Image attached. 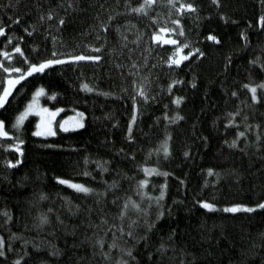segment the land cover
Returning a JSON list of instances; mask_svg holds the SVG:
<instances>
[{"label":"trees","instance_id":"16d2710c","mask_svg":"<svg viewBox=\"0 0 264 264\" xmlns=\"http://www.w3.org/2000/svg\"><path fill=\"white\" fill-rule=\"evenodd\" d=\"M143 2L77 0V7L58 8V15L66 16L65 23L56 27V17L45 22L38 17L59 0H0V26H7L0 34V49L13 58L7 60L0 53V63L26 71L24 56L33 63L42 58L61 61L63 56L81 53L101 57L99 61L63 60L31 73L0 105V120L11 133L0 136V238L6 252L0 264H14L17 259L20 264H116L118 258L129 264H264V209L226 210L234 203L252 205L264 200V89L258 87L261 99L251 101V92L242 87L264 81L260 64L249 63L257 56L264 62V21L258 19L264 15V0H220L218 6L212 0H184L198 8L179 14L167 0H155L146 12L126 10ZM17 15L21 20L13 23ZM176 19L180 25L173 23ZM101 22L109 28H100ZM117 25L127 36L123 44ZM161 26L176 29L164 34L171 35L176 45L151 39ZM242 31L247 40L241 37ZM209 33L218 41L206 39ZM16 43L24 56L12 51ZM179 44H185L184 54L195 47L204 55L193 52L180 65L163 62ZM113 47L117 51L123 48L119 56L108 51ZM128 49H133L131 59L140 65L136 69L139 75L133 76L128 67ZM7 75L11 74L0 68V92ZM142 77H147L146 94L153 99L138 97L134 140H128L130 97L138 96L134 87L143 83ZM173 80L177 83L169 91ZM81 83L94 90L81 88ZM37 86L45 89L40 95L42 105L61 108L66 114L83 112L82 127L39 137L34 135V116L13 127ZM176 96L184 97L178 105L173 103ZM231 112L237 115L229 117ZM164 113L168 117L179 113L181 118L169 121ZM228 118L239 123L228 125ZM237 130L245 136L237 140L236 147H230ZM166 134L167 155L162 143ZM17 139L23 140L19 145L22 152L7 146L16 145ZM17 159L19 164L5 163ZM143 166L158 171L146 174ZM58 176L94 191L73 189L58 181ZM140 179H147L148 184L138 191ZM113 181L115 185L109 187ZM161 185H165L164 196L157 204ZM141 193L150 194L152 202ZM126 196L148 209L147 220L131 206L126 217H118ZM199 200L217 207L205 209ZM161 211L163 215L157 218ZM41 214L48 216V223L40 225ZM100 215L126 231L129 218L139 217L135 239L125 231L124 238L117 240L120 247L110 250L109 259L94 244L96 235H102L104 250H108L113 239L112 229L105 233L92 226L102 223ZM120 236L117 231L116 237ZM127 247L132 249V258L121 251Z\"/></svg>","mask_w":264,"mask_h":264},{"label":"snow or ice","instance_id":"6c2138e0","mask_svg":"<svg viewBox=\"0 0 264 264\" xmlns=\"http://www.w3.org/2000/svg\"><path fill=\"white\" fill-rule=\"evenodd\" d=\"M155 0H144L143 3L138 4L137 6L133 7H128L126 10L127 11H135V12H146L147 9L152 6L154 4ZM212 2L214 4H216L217 6L220 4V0H212ZM129 0H125V4H128ZM167 3L171 6V8L176 9L177 10V14H179L180 12H182L183 10L187 9V10H192L193 12H195L198 8V5H196L195 3L192 2H187L185 3L184 0H181V2L179 4L176 3V0H167ZM78 3L77 0H59V4L58 5H53L52 7L49 8V10L47 12H41V14L39 15L38 19L41 22H45L46 20H51L53 17H56L59 21V23L56 25V27H59V25H62L63 23H65V14H59L58 15V8L59 7H64L66 9H71L73 7H77ZM36 7L40 8V4L36 3ZM114 15V13H113ZM220 15L222 17L225 16L224 13H220ZM112 19V15L108 16V20ZM152 20H156V17H151ZM260 21H264V15H262L261 17L258 18ZM21 20L20 16H16L15 20L13 21V23L19 22ZM34 23V22H33ZM127 23V22H126ZM174 24L176 25H180L181 21L180 19H176L174 22ZM52 25H49V27H51ZM6 27L7 26H0V34H4L6 32ZM100 28L103 29H108L109 25L106 22H101L100 23ZM25 32H28L30 35L31 33L29 32V28L25 27L24 28ZM116 31H117V35H119L121 37V43L123 44L125 41H127V36H124L123 33L120 30V26L117 25L116 26ZM124 31H128V29H125ZM176 29L172 28V27H168V26H161L159 27V31H153L152 33V37L151 39L153 41H159L160 43H168V44H173L176 45L177 41L175 39H173V37L171 35H164L165 33H172L175 32ZM184 29L183 27L180 28L179 32L180 35L183 36L184 35ZM45 35H49V33L47 31H45ZM241 37L244 38L245 40H247V34L245 32H241L240 33ZM12 38L9 37V41ZM19 39H23V37H19ZM52 39L55 41L56 37L53 36ZM97 40L100 39L99 36L96 37ZM206 39L208 40H212V41H218V37L216 35H213L212 33H209L208 36L206 37ZM35 47V46H34ZM89 48L94 47L93 44H89L88 45ZM100 47H103V45H100ZM185 44H179V46L175 47L174 51L168 56L167 60L163 61L169 65L175 64V65H180L182 60H186L188 56H191L193 52H199L200 56H203L204 53L201 52L199 49L193 47L192 50L190 52H187L186 54H184L182 52V49H184ZM97 51H99V48L96 49ZM13 52L19 53L21 56H24V52L21 48L20 43H16L15 47L12 49ZM108 51L110 53H115L117 56H119L121 54V52L123 51V48H121L119 51H117L116 48H109ZM133 52V49H128V54H129V59L131 60V63L128 64V67L133 69L132 71V75L136 76L139 75V73L136 71V69L140 68V65L137 63V61L135 59H131V54ZM0 53H2L3 57L6 58L7 60H12V56L9 55V53L7 51H4L3 49H0ZM58 55V53L53 52V56ZM101 59V57L99 55H84L83 53H81L80 55H66L63 56L61 61H58L56 59L53 58H42L39 60L38 63H33L30 60H28L27 56H24V60L25 63L28 65L27 66V70L24 71L22 68L17 67V68H13L11 66H6L3 63H0V68L3 69V71L5 73L11 74V75H7L5 77V82L3 85V90L2 92H0V105H4L5 101L8 99L9 94L12 90V88L21 80H24V78L26 76H28L31 73L37 72V71H44L46 67H48L49 65H53L56 63H61L63 60H71V61H79V60H89V61H99ZM230 63V60L227 61ZM250 64H260V67L262 70H264V62H261V58L260 56H257L255 59H252L249 61ZM116 67L120 68L123 67V65L121 64H116ZM143 83L140 84L139 87H134V91L135 93L138 94L137 95H132L130 98L132 100V115L131 118L128 121V131L126 133L127 139L128 140H134V136H133V124L136 121L137 118V109H138V97L143 98L144 101H148L150 99H153V97H150L149 95H147V88L145 87V85L148 83L147 77H142ZM137 83L136 80H133V85L135 86ZM177 83V81L173 80L171 81V83L168 84V89L169 91H172V84ZM191 83L195 84V80L191 81ZM81 88L86 89L87 91H93L94 89L92 87H89L88 84L86 83H81ZM242 87L247 88L250 92H251V101H256L258 99H261L260 96H258L257 93V88H261L264 89V81H261L259 85L253 84V83H248V84H244L242 85ZM95 90H99V89H95ZM45 89L42 86H37L35 88V90L31 93V98L27 101L26 105L24 106L23 110L20 111L18 113V115H16L15 117V124L13 125V127L18 128L20 124L23 123L25 117L30 113V112H37L41 119L38 120L36 122V129L34 134L36 136H46V135H54L55 133L52 130V119L55 116V114L57 112H60L61 109L60 108H56V109H50L45 105H41L39 102V97L42 93H44ZM114 93H108L105 92L104 95H111ZM237 93L235 91L232 92V95L235 96ZM53 95H55L53 93ZM184 97L182 96H176L173 99V103L175 104H180L181 100H183ZM165 107H167V105H165ZM237 113L236 112H231L228 114L229 117H234L236 116ZM77 116L78 117H83L84 113L83 112H77ZM164 116L166 119H168L169 121L174 120V119H180V115L179 113H176L173 117H168L167 113H164ZM72 118L71 117H66L65 120L60 121V128L64 129L65 131H67L69 128H77L81 126V121L79 119H77L76 121H74L73 123H66V121H71ZM226 123L228 125H233V124H238V121H235L231 118L226 119ZM245 128L248 127L247 123H245L244 125ZM9 135H11L10 132L6 131L4 129V121L0 120V136L3 137H8ZM245 136V132L244 131H239L237 130L236 136L235 138H233L230 141L229 146L230 147H236L237 146V140L240 137ZM260 137L257 136V140H259ZM168 137L167 134L165 135V139L162 142L163 143V152L165 153V155L168 154L169 152V147H168ZM23 143V140L17 139L16 141V145H12V144H8V147H15L17 152H22L23 149H21L19 147L20 144ZM225 143H229V141H225ZM257 147H260L259 144H257ZM129 155H132V153H129ZM185 156L188 155L187 151L184 153ZM21 161L19 159L12 161V160H6L5 163L8 165H12L13 163L15 164H19ZM98 167H100V164L98 163L97 165ZM137 167H141V165H137ZM143 171L146 174H150L151 172L154 171H158V169H156L155 167L153 168H149L147 166H143ZM209 173L213 172V169L209 168L207 170ZM165 175H167V173H164ZM56 179L58 181H60L62 184L65 185H69L71 186L73 189L82 191L83 193H90L92 191H94L93 189H91L90 187L85 186L83 183H77L74 182L71 179H64L62 177H56ZM107 183V182H106ZM148 184V180L147 179H140L137 185V190L139 191L140 189L143 188L144 185ZM115 185V181L112 182L111 185H109V187H112ZM161 191L159 193V197L157 198V204H159V199L162 198L164 196V187L165 185H161ZM141 195H148L149 196V203H151V195L148 193H141ZM41 197L44 198V194L41 193ZM97 200H100V196H97ZM198 203L200 205H202L205 209H214L217 207L216 204L214 203H210L206 200H199ZM135 209V211L140 215V217H142L144 220L148 219V209L147 208H141L140 204L132 199L131 196H126V198L123 201L122 206L119 208V212H118V217L124 218L127 216V213L129 211V208ZM77 208H79V205L76 206ZM254 208H259V209H264V200L259 201L256 204H252V205H248V204H244V203H234L229 205L226 210H230L232 212H236L237 210L243 209L246 210L248 212L253 211ZM51 211V210H49ZM5 214H7L5 212ZM161 215H163V212H157V218H159ZM139 219L138 216L134 215L131 216L129 218V224L127 227V231L125 230V227L120 226L118 227L116 224H108V221L106 220L104 215H100L99 220L102 222L101 224L97 225V224H93V227L102 229L105 233L108 231V229H112L113 232V239L110 243H108L107 248L108 250H104V244H105V237L102 235L97 234L96 238L94 240V244L99 246L100 250H101V255L104 256L106 259L110 258V250L113 248H119L120 245L118 244L117 240L118 239H123L124 238V234L126 231V235L128 237H132L133 239H135V227L136 224L135 222ZM57 220H59V216H57ZM48 216L41 214L39 216V223L40 225H43L45 223H48ZM151 223H154V221L149 223V227L151 226ZM123 224V220H121V225ZM103 225H107V227H103ZM39 226V225H38ZM119 231L121 233V236L119 238L116 237V232ZM15 235V234H13ZM161 249H163L165 247L164 244L160 245ZM121 251L123 253H127L128 256L130 258H132V249L130 247L127 248H123L121 249ZM58 254V252L56 253ZM6 255V252L4 250V240L3 238H0V257H3ZM14 264H20V260L17 259ZM116 264H129L128 260H124L122 258H118L116 260Z\"/></svg>","mask_w":264,"mask_h":264},{"label":"rangeland","instance_id":"374dc122","mask_svg":"<svg viewBox=\"0 0 264 264\" xmlns=\"http://www.w3.org/2000/svg\"><path fill=\"white\" fill-rule=\"evenodd\" d=\"M39 102H40V97H39ZM41 104V102H40ZM42 105V104H41ZM61 109V108H60ZM77 112L78 111H74L73 113H70V114H66V113H63V109H61L60 112H57L55 114V116L53 117L52 119V130L53 132L56 134L58 133L59 131H65L64 129L60 128V121L62 120H65L66 117H71L72 120L71 121H66V123H73L74 121H76L77 119H79L81 121V126L80 127H77V128H69L67 131H73V130H77L79 128L82 127L83 125V117H78L77 116ZM80 112V111H79ZM28 116H34L36 117V122L38 120L41 119L40 115L33 111V112H30L26 117L25 119L28 117ZM24 119V120H25ZM35 129H36V123H35ZM35 129H34V132H35ZM35 135V134H34ZM49 136H52V135H46V136H39V137H49Z\"/></svg>","mask_w":264,"mask_h":264}]
</instances>
